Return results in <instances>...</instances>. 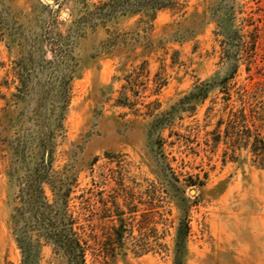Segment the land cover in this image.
Listing matches in <instances>:
<instances>
[{"label": "rangeland", "instance_id": "rangeland-1", "mask_svg": "<svg viewBox=\"0 0 264 264\" xmlns=\"http://www.w3.org/2000/svg\"><path fill=\"white\" fill-rule=\"evenodd\" d=\"M51 1L0 0V264H67L37 232L32 259L19 242L21 189L42 173L43 141L47 202L71 189L68 213L80 225L101 233L111 225L102 202L124 208L126 193L138 219L150 215L143 239L134 228L115 258L96 263L89 252L86 264H174L181 218L190 227L182 264H264V169L246 151L224 162L209 135L224 91L233 108L245 89L264 103V29L256 53L238 43L253 29L242 18L263 26L264 0H179L155 19L110 21L89 18L109 0ZM200 84L208 98L192 110L182 104L155 131L154 120ZM191 179L204 185L185 187ZM141 244L147 253L137 255Z\"/></svg>", "mask_w": 264, "mask_h": 264}, {"label": "trees", "instance_id": "trees-1", "mask_svg": "<svg viewBox=\"0 0 264 264\" xmlns=\"http://www.w3.org/2000/svg\"><path fill=\"white\" fill-rule=\"evenodd\" d=\"M178 1L109 0L95 5L89 18L92 21H110L118 15L145 13L150 19H155L160 11L176 9ZM242 24L251 26L253 29L248 31L249 40L243 41L240 37L238 43L254 54L260 43V31L264 29V23L263 26H260L254 23L252 17H244ZM239 32L236 30L233 35H237ZM223 88L227 90L226 87ZM208 89L209 87H205V84L195 86L193 91L182 98L170 111L160 114L154 120L153 129L160 132L170 126L176 112L187 110L182 109V104L189 105L192 110L195 108V103L204 102L208 98ZM223 93L225 94L223 113L217 120L214 129L209 132L211 146L213 148L224 146V162L227 159L236 161L239 157L238 154L246 151L250 155L251 161L257 167L264 169V103L257 99V92L245 89L243 93H238L239 107L233 108L229 104L231 94L227 91ZM210 111H212L211 107L208 108L207 113ZM159 141V145H161L162 141L160 139ZM42 149L46 154L43 155L36 168L37 172L41 170L42 173L26 180V186L21 189L20 195L23 206L18 209V216L21 215L24 221L23 238H20L19 242L26 259H32L31 255L39 249L38 243L34 244L31 241L30 235L34 232L38 233L39 239H43L47 244H52L58 253H62L67 264H86V256L89 252H92L94 262L106 263L109 258H115L118 251L123 250L126 237L136 239L133 237L134 228H137L139 233L138 240L143 239L146 231L150 230V223H152L150 215L146 213L147 209H145L141 213L140 219L137 218V210L133 206L129 193L123 195L125 209L116 202H113L111 206L107 204V201L102 202V213L106 218H109L111 225H108L107 228L102 227L101 233L96 231L97 226L95 225H80L79 216L74 217L72 213H68L71 189L64 190V186H61L53 202H47L43 186L49 183L51 152L45 141L42 142ZM171 184L181 193L184 191L180 179L175 175L172 176ZM203 185L204 182L199 179L185 181V187H201ZM189 233V223L181 218L174 238V264H182ZM127 234L128 236H126ZM25 240L26 245L22 242ZM137 246L140 247V251L136 252L137 255L147 253V250L144 249L145 245Z\"/></svg>", "mask_w": 264, "mask_h": 264}, {"label": "water", "instance_id": "water-1", "mask_svg": "<svg viewBox=\"0 0 264 264\" xmlns=\"http://www.w3.org/2000/svg\"><path fill=\"white\" fill-rule=\"evenodd\" d=\"M48 2H52L51 0H48Z\"/></svg>", "mask_w": 264, "mask_h": 264}]
</instances>
